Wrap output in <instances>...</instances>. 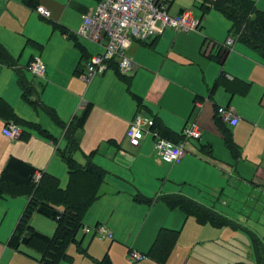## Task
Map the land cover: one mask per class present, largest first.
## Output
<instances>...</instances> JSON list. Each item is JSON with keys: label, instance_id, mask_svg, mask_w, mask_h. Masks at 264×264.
I'll return each mask as SVG.
<instances>
[{"label": "rangeland", "instance_id": "obj_1", "mask_svg": "<svg viewBox=\"0 0 264 264\" xmlns=\"http://www.w3.org/2000/svg\"><path fill=\"white\" fill-rule=\"evenodd\" d=\"M171 1L172 4L169 11L171 16H175L181 8H193L194 12L200 16V12L195 8L199 4L198 0ZM254 1L256 2V0ZM18 2L20 3V1ZM261 2L264 3V0H261ZM11 7L13 5H10L5 10L7 13L5 16H0V30L2 32L1 35L6 36V42L14 52V62L18 66L24 67L30 54L41 52V55H43L45 49L50 53L53 49L66 47L63 38L58 31L53 32V26L50 23L35 16L41 23L48 25V27L41 26L35 22L34 18L27 16L26 10L18 13L17 11H12ZM258 7L264 10V5H259ZM9 14L14 18L9 16ZM201 23L204 27L203 29H200L198 32H183L181 33L182 38L175 43L172 41L173 39H170L175 38V35L173 34L169 38L168 33H170V30L165 31L158 39L155 47L143 46L141 48L139 55H136L141 62L138 64L144 65L150 70L162 66L164 74L175 81L178 77L187 78L199 97H202L203 100L212 98L215 106L229 107L241 119L243 118L250 122L264 119V70L257 67L254 63L244 61L243 58L237 55V52H241L237 48L243 49L242 47H245L249 50L251 49L243 43L235 42L233 51H230L226 59L224 71L228 72L229 70L232 75L237 76L239 79H241L239 76H244L245 79L243 80L249 84L246 91L237 89L231 94L226 88V81L224 79L217 81L221 68L213 60L208 61V58H204L202 54V44L205 38L209 40L207 47L209 49L213 48L212 45H215L216 48L225 44L228 38L226 36V29L228 27L226 19L222 18L214 9H211L204 14ZM81 25L82 21L79 29ZM204 31H207V34H204ZM24 35L38 36L41 41L37 43L40 46L34 45ZM46 40H48L50 46L52 45V48L45 44ZM176 40L177 38H175ZM239 44L242 47L238 46ZM256 54L254 52L250 56L258 60L255 57ZM3 66L5 68V65ZM215 72L214 78H209L210 74H215ZM23 74L29 82L34 84L38 91L45 85L41 79L34 77L29 71L25 70ZM108 74H113L114 78L102 85L104 91L106 93H116L117 95L123 92L129 95L126 85L116 77L115 73ZM205 79L209 84H205ZM58 80L59 83H62L64 79L61 76ZM149 80L150 74L142 75L135 80V85L143 87ZM112 81H117V85L115 86ZM132 81L133 75L130 77V90ZM215 81L217 85L212 90ZM85 87L86 85L83 87L79 98L83 96ZM211 91L213 92L211 93ZM170 92L172 91L167 93L164 101L161 102V106L163 108H175L174 111L182 110L185 103L184 98L182 95L177 93L174 95ZM45 95L48 101L53 102L54 105L61 109L69 102V97L55 88L46 91ZM230 97L231 101L227 105ZM20 99L26 105L21 98V94ZM46 107L50 108L47 105ZM80 108L77 110V115L79 116L84 110L83 107ZM190 108H192V102ZM204 108L212 110L209 102L204 104ZM31 111L35 113L34 116L47 115L40 108L37 110L31 108ZM54 111L56 113L55 109ZM197 112L198 109L195 108L193 113ZM47 117L51 119L48 115ZM194 117L190 119L189 123L193 122ZM257 121L253 123L257 124ZM32 123L38 124V122ZM53 124L55 125L54 122ZM212 126L215 130L211 126L203 127L205 129L204 139L212 141L211 145L215 141H220L218 158L228 159L232 167L238 166L239 168L235 174L237 177L245 178L248 176L253 170V165L259 164V157H262L264 164V143L261 146L255 145L258 142L259 135L262 134L258 130L251 133L253 127L242 128L236 133V143H234L236 147L239 146L241 149V157L237 159V154L229 149V143L225 142V137L222 136V133L217 131L218 129L215 128L214 124ZM257 126L260 125L257 124ZM228 129L232 133L234 128L231 129L229 127ZM25 130L26 132H30L27 128ZM250 133L254 135L255 141L250 142L248 145L242 143L245 142L246 137ZM0 136L3 138V140L0 138V150H3L6 148L9 140L7 139V141L2 136L1 130ZM254 137L252 136V138ZM123 140V148L129 150L127 139L123 138ZM59 146L60 148L65 146L64 141L61 140ZM209 146L207 145V148H204L200 154L202 158L212 161L213 159L210 156L212 149L210 148L211 152L208 153ZM30 147H33V144ZM255 149H258L259 157L255 154ZM130 154H132L131 157L136 156L134 153ZM206 155L210 157H206ZM153 156L151 151L146 152L142 156L144 162L138 166L140 171L138 184L143 190H138V192L149 199H153L156 193L165 191L166 184L163 185V174L165 176L166 172L163 168L168 170L171 168L170 165L162 163L163 168L158 169L150 162V160L153 161ZM24 157L26 158V156ZM213 166L214 164L210 163L209 167L213 168ZM205 168L204 166L197 165L184 177H177L174 180L175 189L179 185H182L181 190L187 191L191 196L196 195L200 200L207 202L214 200L216 207L223 211L217 210L216 213L232 221L231 225L222 228H215L210 224L200 226L191 217L183 218L179 210H171L163 203L154 205L156 202L150 205L138 202H134L130 206L124 204L117 207L115 213L110 215V199L116 197L113 191L122 193L124 196L121 195L119 197H123L126 201H128V196L124 193L123 187L117 188L113 186L109 181L110 178H107L105 184L99 190L101 198L99 197L98 204L92 205L85 212L82 223L84 227L93 228L96 221L100 222L101 225L106 226L113 234L112 241L110 239L99 240L91 234L84 235L82 228L79 230L76 240L79 241L83 237L80 246L85 250V253H81L77 249L76 243H71L66 251L69 259L62 260L59 264H98L105 255H108L113 264H152L154 261L147 256V251L161 228L180 231L176 244L170 252V258H168L165 264H256L253 239L258 240L264 245V192L247 191L245 190L246 187L242 186L244 185V180H240L241 188L238 191V195L236 197L233 195L231 200L226 202L224 199H220V195L231 196L232 191H218L217 195H211V191L207 190L213 185L218 184V182L214 175ZM58 179L60 187L65 188L68 184V173L66 170ZM183 180L186 183H183ZM253 182L257 184L255 180ZM223 183L222 188H225L229 186L230 181L225 179ZM25 203L23 198H13L8 195L0 196V264H35L33 258H39V251L34 247L20 245L15 249L6 247V241L18 222ZM29 223L36 231L46 236H51L56 229L54 221L35 211H32ZM146 247V252L139 251V248ZM128 249L145 254V261L130 263L127 259Z\"/></svg>", "mask_w": 264, "mask_h": 264}, {"label": "crops", "instance_id": "obj_2", "mask_svg": "<svg viewBox=\"0 0 264 264\" xmlns=\"http://www.w3.org/2000/svg\"><path fill=\"white\" fill-rule=\"evenodd\" d=\"M18 1L19 0L0 1V16H5L7 14L5 10L10 5H13V7H11L12 11H17L18 13L26 10L27 16L34 18L37 24L48 27L47 24L41 23L39 20L36 19V17L45 20V22L47 23H50L53 26V32L54 31L59 32V34L61 35V37L63 38L66 44V47L53 49V51L50 53H48L45 49L43 55H41V52L30 54L28 56L25 66L20 67L14 62L15 59L14 52L11 49V46H9V44L6 42V38H5L6 36H2L1 35L2 32L0 30V45L7 51V53L10 55V57L14 62L13 66H7L3 64L5 65V68L4 66H2V68L0 69V98L6 104H8L9 107H11L13 113L18 119L30 123L38 122V125L43 130H45L48 135V138L42 136L39 134L38 131L31 128H27L30 130V132H26L24 127L17 124L22 129V134L20 139L14 142L10 140L8 141L7 138L2 134V129L5 126L6 121L0 117L1 134L9 142L7 143L5 149L0 150V173L8 158L16 157L34 166L36 169L42 172H47L55 176L57 179L58 177L62 176L63 173H65V170L67 172V168L64 161L60 157V153L65 151L67 147V141L66 138H64V134H63L64 130L63 127L60 125V123H64L67 125L73 117L79 116L77 115V110L79 109V107L81 108L83 107L84 109L86 106H88L89 109L86 119L84 121V125L79 131L77 138L78 150L74 152L73 157L78 163L84 165L87 161L88 158L87 156L91 154L90 156L91 161L98 167L105 170L106 172L101 186L105 184L107 178H110L109 181L113 186L117 188L123 187V191H125L124 193L128 196V201H126L123 197H119L122 195V193H120L119 191H113L116 194V197L110 199L111 200L110 203L111 210L109 212L110 215H113L117 207L119 206H122L124 204H128L129 206L132 205L135 202L133 199L134 196L140 195L142 197H145L140 192H138V190L143 191L140 185L138 184L139 175H140L138 166L139 164L144 162L142 156L146 154V152L151 151L153 153L154 159L153 161L150 160V162L158 169H161V167L163 166L162 163H164L163 161H161L158 154L153 150V140L152 137L149 135L145 136V138L138 147L136 148L130 147L127 144L129 150H125L123 148L122 146L124 142L123 138H125V133L128 128V123L137 113H140L142 116L152 118V120L157 119L158 121L161 122L162 125L167 127L169 131L177 134L180 133L184 128V126L190 122V119H192V117L195 116L193 122H195L202 130V134L199 140H195V141L190 140L186 142L183 141L181 142L179 141L180 139L177 138L178 135L174 136L173 140H169L172 142L177 140L176 142H173L177 144L183 143V146L187 151L188 155L180 163L175 165H170L171 168L169 170L162 167L166 172L165 176L163 174V185L166 184V189L163 192L156 193L153 199H156L164 195L181 194L186 197H189L190 199H193L198 204L206 208H209L214 212L220 210V208L216 207L214 200L213 201L210 200V202H207L200 200L196 195L191 196L190 194H188L187 191L181 190L182 185H179L178 188L175 189L174 180H176L177 177L179 178L184 177L197 165L206 167L205 169H207L210 173H212L216 181L218 182V184L213 185L207 190V191H211V195L214 196L217 195L218 191H232L231 196L220 195V199H224L226 202L231 200L233 195L234 197L238 195V191H240L241 188L240 180H244V185L242 186L246 187L245 190L255 191L256 193L264 192V164L262 162V157H259L258 155V149H255V154L259 157V161H260L259 164L257 165L254 164L252 172L245 178H241L235 175L236 171L239 168L238 166L232 167L228 159L218 158V154L220 153V141L219 140L215 141L211 145L210 143H212V141L204 139L205 126H211V128L214 129L212 126V124H214L215 128L218 129L216 130L222 133L221 129L215 122L216 121L215 111H216V107L218 106H215V103L212 100V98H208V100L207 99L203 100L202 97H199L197 95L196 90L192 87V85L190 84L187 78L178 77L176 78L175 81L164 74V72L162 71L163 70L162 66L150 70L146 66L144 65L142 66L138 64L141 62L136 57V55H139L141 48L143 46L151 47V48L155 47V44L157 43L158 39L167 30L168 31L170 30V33H168L169 38L173 34L175 35V38H177L176 41L175 38H170L171 40L173 39L172 41L175 43L182 38L181 33H183L184 31H176L172 28H166L160 36H158L157 38L151 41H148L146 43H134L127 51L128 55L132 58L133 64L135 66L134 69L128 75L125 76L121 75L120 72L117 71L116 67L110 64L108 69L101 76H95L90 81L85 82L79 76L80 70L83 68L81 64L85 59L89 58L91 55L98 54L102 51L100 45H97L91 41L78 37V31H79L78 29L81 24V21H83V17L89 12H91V10L93 9L94 0H39L38 5L43 6L50 11V18L48 19H45L37 15L36 13H34L33 11L34 9L24 5L21 2L19 3ZM254 3L257 9L264 11L258 7L259 5L261 6L264 5V3L261 2V0H256V2L254 1ZM171 4L172 1L170 0L168 7V14L171 8ZM180 10H185V9L181 8ZM180 10L177 14L180 13ZM216 12L219 13V15L222 16V18H224V16L220 12L218 11ZM9 16L13 17L11 14H9ZM198 17L200 19V25H199V30H200L203 29L204 27L202 26L201 23L202 21L201 16ZM226 23L228 24V27L226 29V33H227L226 36L230 37V35L228 34L230 22L227 19H226ZM61 30H65L67 33L63 34ZM194 32H198V31H194ZM184 33H188V32H184ZM204 34H207V31H204ZM24 36L28 37L29 40L34 45L40 46L37 43L41 41L38 38V36H31V35H24ZM205 39L207 40V42L209 41L208 38ZM151 43L152 45H150ZM236 43H240V42H236ZM45 44L52 48V45L50 46L48 40L45 41ZM234 44L232 48L228 50V54L226 55L223 61V65L219 64L216 60L210 58V56H214V54L217 53L216 48H212V49L207 48L206 52L202 51L204 58H208L207 59L208 61L213 60L221 68L219 75L223 71L224 76L221 79H224L226 81V88L228 87V90L230 91L231 94H233L234 90L237 89H241L242 91L245 90L240 85H235V80L242 81L243 79H245L244 76H239L241 78L239 79L237 78V76L232 75L229 70L228 72L224 71V65L226 59L230 54V51H233L232 49L234 47ZM222 46L223 45H221V47ZM238 46L241 45L239 44ZM242 48L243 49L237 48V50L241 51L240 53L237 52V50H235L237 52V55L243 58L244 61L249 63H254L256 64L257 67H260L264 70V64L259 58V56L257 54L255 55V57L258 58V60H256L255 58H253V56H250L252 53L254 54V51L251 48L250 49L252 50V52L251 50L245 47ZM33 56L40 57L41 61L44 63L46 68L44 77L43 78L38 77V79H41L45 83V85L42 87L40 91H38L34 86V84L32 82H29L23 74L25 70L28 71L27 65ZM3 70H7V71H3ZM76 70H78L79 72H77ZM108 73H115L116 77L126 85L127 92L129 95H126L123 92L120 95H117L116 93H106L104 91L102 85L105 82L110 81L112 78H114L113 74H108ZM145 74H150V80L143 87H137L135 85V80ZM132 75H133V81L131 83V90H130V77ZM215 75L216 72L215 74H210L209 78H214ZM61 76L63 77L64 80L62 83H59L58 79ZM19 80L26 81L27 83L32 85L34 89L33 94L31 95L32 100H35L37 97L38 101L44 105L46 104L47 106H49L50 107L49 109H52V112L54 111V109L56 110L57 114L56 113L55 114L57 116V120L59 123L53 120V118H51V116L47 113L46 114L52 120L49 119L47 115L34 116L35 113L31 111L32 106L28 104L26 101H24V99L22 98V91L19 85ZM243 81H242L243 83L246 82L245 80ZM112 83L115 86L117 85V81H112ZM206 83L209 84V82L205 79V84ZM85 85L86 87L84 89L83 96L79 98V95ZM214 87L215 86L213 85L212 90L214 89ZM54 88L59 90L61 93L66 94L69 97L68 104L62 107V109L54 105L53 102L48 101L45 95L46 91L53 90ZM169 91H172L170 93H173L174 95H176V93L182 95L185 101L182 110L174 111L175 108L172 107L163 108L161 106V102L164 101V98L167 96V93ZM212 92L213 91H211V93ZM20 94H21V98L26 103V105L21 101ZM133 95L138 97L141 102H137V100L133 98ZM230 101H231V97L229 98L227 105L229 104ZM191 102H192V108H190ZM207 102H209L210 105L212 106V110L208 108L207 109L204 108V104H206ZM195 108L198 109L197 113H193ZM70 116L71 118L67 121V119ZM255 121L257 120H254L253 122ZM53 122L55 123V125L53 124ZM253 122L247 121L243 118L241 119L240 117L236 126L234 127L225 126V125L223 126H225V128L227 129L229 127L231 129L234 128L232 133L230 132V136H231L230 138L234 145L236 143V133H238L240 129L253 127L251 133L256 130L262 133L259 135L258 142L255 144L261 146L264 143V124H262L264 123V119H259L257 121V124L260 126H257V124ZM251 133L249 136L246 137L245 142L242 143H246V145H248L250 142L255 141V137L254 135H251ZM252 136L254 138H252ZM0 138L3 140L1 136ZM61 140L64 141L65 143V146H63L62 148H60L59 146ZM206 143L207 145H210L208 153H210L211 151L213 153V154L211 153L210 155L213 159L212 161H210L209 159L202 158L200 154L201 151L204 150V148H207V145L204 146V144ZM32 144L33 147H30V145ZM237 150L238 151H236L237 152L236 156L238 159L241 157V149L239 146H237ZM130 153H134V155L136 156L131 157L132 154ZM77 154L79 155L77 156ZM24 156H26V158ZM210 156L206 155V157H210ZM210 163L214 164L213 168L209 167ZM225 179H228L230 181L229 186L225 187L226 189L222 188V185L224 184L223 181ZM254 180L257 182V184L253 182ZM183 181H184L183 183H186L185 180ZM98 196L100 197L99 192H98ZM17 198H23V200L27 203V200L24 197H17ZM100 198H98L95 202H93L92 205L98 204ZM211 198L213 197L211 196ZM154 202H156L154 203V205L158 203H163L159 200ZM182 215L183 218L186 217L183 213ZM95 225H101V224L100 222L96 221ZM200 226H205V225H200ZM155 237L152 241V244L155 241ZM7 241H6V247H7ZM152 244L150 245L148 251H147V247L139 248L140 249L139 251L142 252L147 251L148 253ZM142 252L139 253L143 254ZM152 264H157V263L154 262Z\"/></svg>", "mask_w": 264, "mask_h": 264}, {"label": "trees", "instance_id": "obj_3", "mask_svg": "<svg viewBox=\"0 0 264 264\" xmlns=\"http://www.w3.org/2000/svg\"><path fill=\"white\" fill-rule=\"evenodd\" d=\"M24 5L35 9L39 0H19ZM196 8L200 11L201 19L204 14L211 9L220 12L225 19L230 22L228 34L235 37V42H240L251 48L264 64V11L256 8L253 0H198ZM183 10H180L182 12ZM63 34L67 33L61 30ZM152 45V43L150 44ZM209 42L205 39L203 42V52L207 51ZM215 48V45L212 46ZM217 53L210 56L223 65V61L228 54L227 50H221L216 47ZM0 63L7 66H13L14 62L7 51L0 45ZM79 72L78 70H76ZM224 76L223 71L218 76L219 81ZM22 91V98L32 106L34 110L42 109L49 114L53 120L57 121V116L52 109L44 106L38 101L31 99L33 87L26 81L19 80ZM217 85V82L214 86ZM235 85H240L246 91L249 84L235 80ZM228 89V87H227ZM137 102L140 99L133 95ZM89 107L86 106L80 116H75L66 125L60 123L63 127L64 138L67 141V147L60 153L64 161L67 173L68 184L61 188L59 180L47 173L36 169L34 166L24 162L16 157H9L0 173V196L8 195L11 197H24L27 200L26 206L16 223L14 230L8 240L7 246L15 249L20 246L34 247L39 251V258H34L35 264H59L62 260L69 259L66 254L67 248L71 243H76L77 249L81 253L85 250L80 246L83 237L77 241L76 236L83 227L82 218L88 208L95 202L99 196V188L105 177V170L98 167L91 161V154L87 156L84 165L78 163L73 154L78 150V134L84 125ZM0 117L7 122L12 121L24 128L35 129L40 135L48 138L47 132L38 124L30 123L18 119L13 113L11 107L0 98ZM216 118V124L221 129L225 142L229 143L230 150L237 154V147L231 141L230 131L223 126ZM59 123V122H58ZM152 129L156 130L162 137L173 140L174 136L179 141L184 139L180 133L169 131L167 127L161 124L157 119H153ZM177 140L173 141L176 142ZM40 173V178L36 182L35 176ZM135 202L152 204L154 201H161L171 210H179L186 217H193L200 225L210 224L215 228H222L231 225L233 222L217 214L213 210L206 208L194 200L181 195L171 194L160 196L156 199H149L136 195L133 197ZM35 211L48 219L54 221L56 229L51 236H46L36 231L29 223V217ZM179 230L161 228L152 244L147 256L157 264H165L172 248L176 244L179 236ZM256 264H264V245L258 240L253 239ZM98 264H112L108 255H105Z\"/></svg>", "mask_w": 264, "mask_h": 264}, {"label": "built area", "instance_id": "obj_4", "mask_svg": "<svg viewBox=\"0 0 264 264\" xmlns=\"http://www.w3.org/2000/svg\"><path fill=\"white\" fill-rule=\"evenodd\" d=\"M169 2L170 0H94L93 9L83 17L78 37L100 45L102 51L83 61L80 78L88 82L95 76H101L110 64L114 65L121 75H128L135 67L127 53L128 49L134 43H146L157 38L166 28L184 32L199 31L200 19L193 8L170 16ZM34 12L45 19L50 18V11L43 6H36ZM235 41V37H228L220 49L230 50ZM2 66L0 63V69ZM27 70L34 77L43 78L46 68L40 57L33 56ZM215 114L225 126L234 127L239 121L237 114L229 107L218 106ZM152 127V118L137 113L128 123L125 133L129 146L138 147L145 136L149 135L153 140V150L164 163L175 165L187 157L183 143L177 144L165 139ZM64 132L65 130L63 134ZM2 134L14 142L20 139L22 129L11 121L5 124ZM201 134L202 130L195 122L186 124L180 132L184 142L199 140ZM39 178L40 173L36 174L35 181ZM82 228L84 235L91 234L99 240L113 239V234L104 225ZM145 258V255L132 249H129L127 254L130 263H139Z\"/></svg>", "mask_w": 264, "mask_h": 264}]
</instances>
